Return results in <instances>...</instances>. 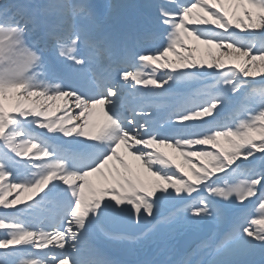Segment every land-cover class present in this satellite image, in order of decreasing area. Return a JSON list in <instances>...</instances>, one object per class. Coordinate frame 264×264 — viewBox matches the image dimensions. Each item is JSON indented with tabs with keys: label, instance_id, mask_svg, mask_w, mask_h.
Returning <instances> with one entry per match:
<instances>
[{
	"label": "snow or ice",
	"instance_id": "1",
	"mask_svg": "<svg viewBox=\"0 0 264 264\" xmlns=\"http://www.w3.org/2000/svg\"><path fill=\"white\" fill-rule=\"evenodd\" d=\"M262 69L264 0H0V264H264Z\"/></svg>",
	"mask_w": 264,
	"mask_h": 264
},
{
	"label": "bare ground",
	"instance_id": "2",
	"mask_svg": "<svg viewBox=\"0 0 264 264\" xmlns=\"http://www.w3.org/2000/svg\"><path fill=\"white\" fill-rule=\"evenodd\" d=\"M204 47H202L201 49H203ZM196 55H197V57L199 58V57H201L202 55H203V52L201 51V52H198V53H196ZM205 59H207L206 57H204ZM6 104H10V102L9 101H6L5 102ZM63 102L62 101H56L55 102V104L56 105H61ZM160 150L161 151H164V152H167V153H169L170 155H175V153H173V151H172V149H168V148H164L163 146H160ZM31 195V193L30 192H22L21 194H20V199L21 200H27V198H28V196H30Z\"/></svg>",
	"mask_w": 264,
	"mask_h": 264
},
{
	"label": "rangeland",
	"instance_id": "3",
	"mask_svg": "<svg viewBox=\"0 0 264 264\" xmlns=\"http://www.w3.org/2000/svg\"><path fill=\"white\" fill-rule=\"evenodd\" d=\"M199 47L202 48V47H204V46H203V45H200ZM260 71H264V69H262V70H260Z\"/></svg>",
	"mask_w": 264,
	"mask_h": 264
}]
</instances>
